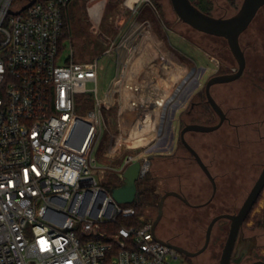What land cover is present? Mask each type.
I'll return each instance as SVG.
<instances>
[{
    "label": "built area",
    "instance_id": "2783aa9c",
    "mask_svg": "<svg viewBox=\"0 0 264 264\" xmlns=\"http://www.w3.org/2000/svg\"><path fill=\"white\" fill-rule=\"evenodd\" d=\"M70 1L36 0L22 8L26 2L0 0V264H171L177 252L155 238L150 221L140 217L138 225L114 227L135 209L116 202L97 181L92 154L102 107L115 111L108 153L138 138L141 127L155 130L152 152H168L166 130L160 138L158 133L166 127L174 90L164 101L159 126L137 124L139 80L132 82L136 97L122 104L130 72L118 70V55L126 38L122 44L112 40L92 59H74L71 45L62 49L59 42ZM113 52L115 75L99 99L96 85L89 90L87 83L96 84L99 58ZM182 77L180 87L194 80L188 72ZM78 94L89 98L85 113L77 111ZM147 108L152 111L150 104ZM147 151L139 159L145 173Z\"/></svg>",
    "mask_w": 264,
    "mask_h": 264
},
{
    "label": "rangeland",
    "instance_id": "374dc122",
    "mask_svg": "<svg viewBox=\"0 0 264 264\" xmlns=\"http://www.w3.org/2000/svg\"><path fill=\"white\" fill-rule=\"evenodd\" d=\"M126 1L122 0L120 3L114 5L111 3V0H86L84 2L82 0H73L69 5V8L75 14L76 24H74V32L78 29L82 30L77 35H72V38L69 40L74 59L79 61L92 59L106 49L112 40H115V44L123 43V48L119 46L118 70L122 69L124 72H121L124 74L125 72H130V79L124 78L125 85L122 89V102H125L124 98L131 100L132 96L136 97L137 93L133 91L132 82H136L146 76H152V79L158 82L157 85L160 90L153 88L152 92L158 97V100L164 97L165 101L166 97L174 90L176 84L183 78L182 76L188 72L189 64L194 62L197 65L212 67V62L203 50L210 57H213L216 46L215 38L204 35L182 22L174 12L170 0H139L138 3L129 6L125 4ZM241 1L235 0L236 5H232L228 0H212V15L230 16L238 10ZM135 26L138 27L136 33H139V31L143 33L131 35L130 32ZM253 28H255V25H253ZM147 32L153 34L154 42H142V36ZM125 38H127V41L122 42ZM253 38L258 48L257 51H253L252 55L254 57L252 59L264 64V50L261 51L262 48L260 47L264 44V35L259 32ZM115 59L116 54L114 52L112 54H105L99 58L100 68L98 69L96 84L94 82L87 83V89L89 90H92L96 85V93L99 99L104 98L110 86L111 78L115 72ZM251 64L254 65L255 61L251 62ZM166 67L168 68L166 69ZM166 82L170 83L169 88ZM165 89H168L167 95H164ZM141 92H144V88H142ZM86 96L85 94L77 95L79 102L77 104L78 113H85L89 109V106H85L84 99ZM149 96L148 98H144L145 96L143 97L142 95L143 99H141V103L145 105V110L149 105L148 102L150 104L152 102ZM249 98L248 101L250 100ZM251 98L256 101V104L248 108V120L263 117L264 98L262 93L254 91ZM138 103L136 104L138 105L136 116L142 118V114L145 111L143 110L144 106L139 107ZM163 105L164 102L157 107V115L162 111L164 112ZM101 111L103 124L100 138L92 154L95 166L93 173L98 182L101 181V171L108 168H117L124 155L123 151L115 153L107 152L110 133H116L115 111L114 107H102ZM236 114H238L236 117H245L247 110H242ZM240 130L243 133L242 129ZM138 132H140L138 138L132 139L129 143L142 146L145 152L148 150L147 153L149 154L147 158L149 159V165L145 176L149 177V183L152 185L154 191L161 197L165 191H177L180 187L190 202H205L211 194V185L206 180L205 174L199 165L186 159H172L170 156H166L164 151H162L163 153L152 152L155 149V144L150 146L151 141L149 139L153 136L155 130L153 133H147L141 127ZM164 132L165 127H162V130L158 133L159 138L163 136L162 133ZM211 135H214V133ZM248 136L252 140L251 143H248L249 189L259 172V167L250 168V162L264 161V153H257L263 150L264 141H255L257 135L251 131L248 132ZM208 143L201 148L202 154L206 159L216 150L220 151V156H224L228 152L224 147H219L218 143L213 141ZM177 153L186 154L182 150H179ZM216 163L221 167L222 164L224 165L222 159ZM139 187L141 188L142 185H138ZM237 193L240 192L238 190L221 189L217 192L216 197L219 199L229 194L234 195ZM216 212L215 207L194 209L183 203L176 196L168 195L163 201L162 214L155 227V234L160 239L177 242L178 245L188 251H196L203 245L207 225L211 218L217 214ZM157 213L158 203L144 208L141 217L153 223ZM196 213L199 216L197 219L193 217ZM228 224L227 220H219L214 224L209 245L202 253L196 256H186L177 252V256L171 258L170 263L210 264L211 261H214L212 255L213 251L217 248L218 235L221 230L220 226H226V231L224 230L222 236L224 239ZM242 230L244 235L248 237L246 245L248 253L241 264H247L254 260H264V188L253 205L248 219L242 224Z\"/></svg>",
    "mask_w": 264,
    "mask_h": 264
},
{
    "label": "flooded vegetation",
    "instance_id": "af4514ba",
    "mask_svg": "<svg viewBox=\"0 0 264 264\" xmlns=\"http://www.w3.org/2000/svg\"><path fill=\"white\" fill-rule=\"evenodd\" d=\"M253 25H255V28L252 29ZM198 32L215 38L216 46L213 57H210V55L203 50L205 55L212 62V67L197 65L194 62L191 63L188 76L194 77L192 83L184 87L175 86L174 92L171 94L170 98L171 103L165 127L167 139L169 141V150L165 155L170 156L172 159H186L197 163L193 154L185 145L188 144L199 155L215 183V192L212 196V181L203 171L206 180L211 185V194L208 199L202 203H192L180 187L176 192H178L182 198L177 197L178 199L194 209L215 207V211H217L215 215L226 213L233 214L238 211L264 165V161L250 162V168L259 167V172L248 189V143L252 141L248 136V132L251 131L256 133L257 138L255 141H264V116L255 120H248V108L256 104V101L251 98L253 92H261L264 98V64L252 59L254 57V55H252L253 51H257L258 48L254 42L253 36L257 35L259 32L264 35V5L257 10L250 23L238 37L239 46L244 56V67L242 71L233 79L213 82L208 86V90L206 84L210 79L221 78L237 73L239 63L231 52L227 40L224 37L207 34L201 31ZM260 47L262 48L261 51L264 50V44ZM253 61H255L254 65L251 64ZM248 98L250 99L249 101ZM210 99L218 106L219 112L213 108ZM242 110H247V115L245 117H236L238 115L236 113ZM196 124L203 126L216 125L217 127L207 132L196 131L189 128L191 125ZM240 129H242L243 133H241ZM212 133H214V135H211ZM210 141L218 143L219 147H224L228 152L224 156H220V151L216 150L206 159L202 154L201 148ZM179 150H182L186 154H178L177 152ZM257 153H264V148ZM221 159L224 162L222 167L216 163L217 161H221ZM201 170L203 169L201 168ZM221 189L238 190L240 193L234 195L229 194L228 196L218 199L216 195ZM183 199H186L188 203ZM248 214L245 220L248 219ZM193 217L195 219L199 218L197 213L194 214ZM219 220H227L229 222L226 218H221ZM220 227L221 230L218 235L219 240L217 242V248L213 251L212 255L214 261H211L210 264H219L222 247L228 233L227 229L225 238L223 239L222 236L226 226L221 225ZM170 241L178 245L177 242ZM247 243L248 237L244 235L241 226L230 254V264H241L245 255L248 253L246 250Z\"/></svg>",
    "mask_w": 264,
    "mask_h": 264
},
{
    "label": "water",
    "instance_id": "95a60500",
    "mask_svg": "<svg viewBox=\"0 0 264 264\" xmlns=\"http://www.w3.org/2000/svg\"><path fill=\"white\" fill-rule=\"evenodd\" d=\"M36 0H28L22 8L28 7ZM171 6L180 20L193 29L197 31H201L207 34L221 36L227 40L228 46L237 59L239 63L238 72L224 76L221 78H212L207 82V90L208 86L213 82L219 80H230L235 78L244 67V56L240 49L238 37L239 34L247 27L250 23L257 10L264 5V0H242L238 10L226 17L221 16H213L201 11L198 7H196L191 0H170ZM210 102L213 108L219 112L218 106L210 99ZM217 126H203V125H191L189 128L196 131H211L215 129ZM183 132V131H182ZM189 151L193 154L196 162L200 165L206 175L209 176L210 180L213 184L212 196L215 192V183L212 177L210 176L205 164L202 162L199 155L188 145L185 144ZM142 163L139 159L132 161L129 163L124 170L122 171V184L118 187L111 188V195L113 199L121 204H131L136 200L137 196V181L144 175L145 171L142 169ZM264 187V165L258 174L256 180L252 184L251 188L248 191L247 196L245 197L243 203L239 207L238 211L233 214H218L211 218L209 221L206 231H205V240L203 245L197 249L196 251H188L185 248L175 245L170 241L160 239L155 234V227L157 225L158 220L162 214V205L163 201L168 195H174L176 197L182 198V196L176 191H165L164 194L159 198L158 201V213L155 220L152 223V231L155 234V238L166 244L170 248L174 249L178 253H182L186 256H196L202 253L210 239V234L214 223L221 219L226 218L229 220V228L228 233L222 247L221 256L219 260V264H230V254L237 236V233L242 226L247 214L250 212L252 206L254 205L256 199L258 198L260 192ZM186 203L187 200L183 199ZM248 264H264V260H254Z\"/></svg>",
    "mask_w": 264,
    "mask_h": 264
},
{
    "label": "trees",
    "instance_id": "16d2710c",
    "mask_svg": "<svg viewBox=\"0 0 264 264\" xmlns=\"http://www.w3.org/2000/svg\"><path fill=\"white\" fill-rule=\"evenodd\" d=\"M27 0H15V2L18 3H24ZM71 0L70 2H72ZM83 2L86 0H82ZM122 0H111L112 4L120 3ZM230 4L236 5L235 0H228ZM70 2L68 3L67 7L64 10L63 14V26L60 33V48L67 47L69 40L72 38V35L82 32V30H76L74 32V24L75 23V14L74 12L69 8ZM191 2L198 7L201 11L212 15V0H191ZM236 7V6H235ZM189 26V25H188ZM192 28V27H191ZM78 31V32H77ZM85 32V31H83ZM89 101V98L85 99V102L87 103ZM101 184H103L108 190H111L113 187H118L122 184V178L120 177V172H118L116 169H106L104 171L103 177L101 179ZM138 185L142 187L138 188ZM160 196L154 191L152 185L149 183V177L147 178L145 175L140 178L137 181V196L136 200L128 204L130 206H133L135 209V214L128 218H119L116 223L114 224V227H119L120 225H128V224H134L138 225L141 223L139 218L141 217L142 210L144 208H148L150 206H154L158 203ZM256 203V202H255ZM254 203V204H255ZM253 207V206H252ZM252 209V208H251ZM251 211V210H250ZM250 213V212H249ZM249 216V214H248Z\"/></svg>",
    "mask_w": 264,
    "mask_h": 264
},
{
    "label": "crops",
    "instance_id": "0c3cea01",
    "mask_svg": "<svg viewBox=\"0 0 264 264\" xmlns=\"http://www.w3.org/2000/svg\"><path fill=\"white\" fill-rule=\"evenodd\" d=\"M136 0H132V2L130 3V4H128V5H133L134 4V2H135ZM127 4V3H126ZM138 27L137 26H135V28H133L132 30H131V32H130V34L131 35H133L134 33H136L137 31H138V29H137ZM143 32L142 31H139V33H136V35H140V34H142ZM153 34L152 33H150V32H147V33H144V35L142 36V42L143 43H148V42H154V38H153V36H152ZM126 41H127V38L125 39ZM149 40H151V41H149ZM124 46H122V48H123ZM123 50V49H122ZM179 58H180V56H179ZM168 63H167V61H166V65H167ZM165 65V66H166ZM185 65H188V64H185ZM188 66H190V64L188 65ZM168 67H166V69H167ZM114 75H115V72H114ZM114 75L112 76V78H111V80L113 79V77H114ZM142 80H144V81H146V83L147 84H144V82L142 81ZM140 81V86H142L143 88H144V92L142 93L141 92V90H140V94H141V98L140 99H143V97L144 98H148V96H149V98L151 99V104L150 105H153L152 106V111H149V109L147 108L146 110H145V105L144 104H142L141 102H140V105H139V107H141V106H144V108H143V110H145L144 112H143V117L141 118V117H137L136 119L138 120V121H136V123L137 124H139V125H142V124H144V125H147V123H149L150 125H154V126H159V124L161 123V113L159 114V115H157V107L158 106H160L161 105V103L162 102H164V97H160L161 99L160 100H158V97L157 96H155V94L152 92L153 91V88L154 89H156V90H160V89H158L159 87H158V82H156V81H154V79H152V76H146V77H144L143 79H140L139 80ZM166 84H167V87L169 88V86H170V83L169 82H166ZM156 86V87H155ZM151 91V92H150ZM167 93H168V89H165L164 90V95L166 94L167 95ZM142 95H143V97H142ZM153 98H155V99H153ZM124 99H126L127 100V98H124ZM123 99V100H124ZM126 100H125V102H122V104H123V106H126L127 104H126ZM149 108H151V107H149ZM149 111V113H147L146 111ZM155 116H154V115ZM139 115H141V114H139ZM151 118H152V120H151ZM153 133V132H152ZM129 139V138H128ZM132 140V139H131ZM130 139L126 142V141H124V142H122L121 144H120V146H119V149L117 150V152L118 151H123V153H124V155H123V157H122V161H121V163H120V165L117 167V168H114V169H116L118 172H122L123 170H124V168L127 166V163H125V161L127 160V159H130V158H134V157H136V159H141L142 158V152H143V148H142V146H140V145H138V144H130L129 142L131 141ZM135 140V139H134ZM133 145V146H132ZM138 145V146H137Z\"/></svg>",
    "mask_w": 264,
    "mask_h": 264
},
{
    "label": "bare ground",
    "instance_id": "6f19581e",
    "mask_svg": "<svg viewBox=\"0 0 264 264\" xmlns=\"http://www.w3.org/2000/svg\"><path fill=\"white\" fill-rule=\"evenodd\" d=\"M131 2H132V0H127V1H126V3H127V4H130ZM127 70H128V69H127ZM129 74H130V73H129ZM129 74L127 75V77H126V78H128V77H129ZM125 100H126V99H125ZM123 101H124V100H123Z\"/></svg>",
    "mask_w": 264,
    "mask_h": 264
}]
</instances>
